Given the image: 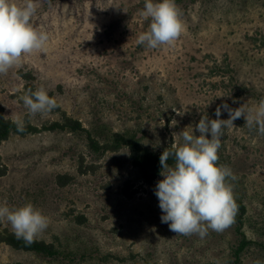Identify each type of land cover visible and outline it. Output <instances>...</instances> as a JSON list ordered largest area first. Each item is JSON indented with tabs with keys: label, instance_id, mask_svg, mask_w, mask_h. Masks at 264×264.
Masks as SVG:
<instances>
[{
	"label": "rangeland",
	"instance_id": "1",
	"mask_svg": "<svg viewBox=\"0 0 264 264\" xmlns=\"http://www.w3.org/2000/svg\"><path fill=\"white\" fill-rule=\"evenodd\" d=\"M177 6L182 35L173 47L149 49L137 43L150 24L139 15L144 0H39L31 23L50 40L0 75L5 115L39 127L62 119L54 112L28 116L19 99L28 83L22 72L100 141L124 133L156 157L174 142V132L192 126L187 130L199 136L195 126L203 115L216 119L217 106L235 109L264 98V0ZM220 119H229L227 111ZM245 124L241 117L223 130L218 164L236 177L233 195L247 208L243 232L264 245V135ZM0 168L6 170L0 204L41 210L49 224L35 240L60 251L48 258L0 242V264H231L241 240L235 221L223 232L209 229L203 239L172 232L161 222L155 195L164 177L145 182L127 148L96 154L85 134L13 135L0 146ZM60 176L70 183L60 185ZM0 230L13 233L7 221ZM257 245L241 264H264Z\"/></svg>",
	"mask_w": 264,
	"mask_h": 264
},
{
	"label": "clouds",
	"instance_id": "2",
	"mask_svg": "<svg viewBox=\"0 0 264 264\" xmlns=\"http://www.w3.org/2000/svg\"><path fill=\"white\" fill-rule=\"evenodd\" d=\"M38 4L39 0H22L20 4L16 0H0V75L17 66L23 56L46 49L49 34L31 23ZM139 15L150 19V24L137 36V43L149 49L173 47L184 31L175 0H144ZM19 99L29 117L47 116L59 106L43 85L35 91L26 90ZM222 109L229 119H220ZM215 115L216 119L201 117L195 126L199 136L187 130L192 126L174 132V142L160 156V175L164 178L157 183L155 195L163 213L161 222L177 235H197L203 239L209 229L223 232L234 223L238 205L230 181L236 177L230 167L218 164L223 130L234 127V121L243 117L245 127L264 135V98L255 105L247 102L235 109L227 104L217 106ZM12 122L18 132L25 131L22 117L16 116ZM177 137L182 138V143L177 142ZM4 221L11 225L16 238L26 244H32L49 224L48 217L32 203L11 208L7 202L0 204V222Z\"/></svg>",
	"mask_w": 264,
	"mask_h": 264
},
{
	"label": "trees",
	"instance_id": "3",
	"mask_svg": "<svg viewBox=\"0 0 264 264\" xmlns=\"http://www.w3.org/2000/svg\"><path fill=\"white\" fill-rule=\"evenodd\" d=\"M184 0H175L176 4H181ZM21 77L26 80L28 83L26 85V90L32 89L36 90L32 81L33 77L29 74L20 73ZM25 90V91H26ZM50 97H55L53 93H49ZM57 100V99H56ZM58 107L54 109L52 112L58 113L62 115L61 121H55L49 125L44 126H35L30 122L25 124V131L18 132L16 129V125L13 124V120L4 119L5 110L3 106L0 104V146L9 140V138L13 135H18L25 137L27 135H36L41 134L43 132H71L74 134H85L88 147L90 151L93 153H107L112 152L116 153L122 150L123 148H127L130 152V157L132 159L133 165L139 169L142 178L145 182L151 184L155 180H157L161 175L162 166L160 164V156H152L149 154L148 150L145 148L141 140H138L134 136L126 135L124 133L115 132L112 133L110 137H108L103 142L100 141L90 130L86 129L83 124L79 120H75L69 116L65 112L62 111V107L57 100ZM172 159L169 160V164H172ZM6 174L5 169L0 168V176H4ZM71 181V178L68 176H60L59 184L62 186H66ZM236 203L238 205V212L234 218L235 223L237 224V232L241 237L240 243L235 250L233 256V262L231 264H241L242 256L245 252L250 249L252 246H256L257 244L253 241L248 240L245 233L242 230L244 225V218L247 214V208L243 201L234 197ZM0 242L6 244L7 246L13 248L17 251H23L27 253H36L48 258H56L60 256V251L57 247L52 243H47L45 241L35 240L32 244H26L23 240L17 239L14 233L9 232L7 230H0ZM262 246L264 245H257ZM12 264H22L12 263Z\"/></svg>",
	"mask_w": 264,
	"mask_h": 264
}]
</instances>
